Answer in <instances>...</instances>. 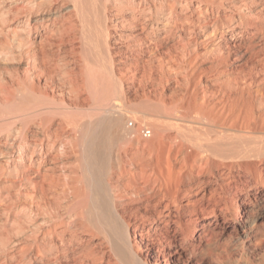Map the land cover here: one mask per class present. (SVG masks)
<instances>
[{"label": "bare ground", "instance_id": "obj_1", "mask_svg": "<svg viewBox=\"0 0 264 264\" xmlns=\"http://www.w3.org/2000/svg\"><path fill=\"white\" fill-rule=\"evenodd\" d=\"M0 264H264V0H0Z\"/></svg>", "mask_w": 264, "mask_h": 264}, {"label": "rangeland", "instance_id": "obj_2", "mask_svg": "<svg viewBox=\"0 0 264 264\" xmlns=\"http://www.w3.org/2000/svg\"><path fill=\"white\" fill-rule=\"evenodd\" d=\"M130 96H131V94H130ZM139 97H140V94H137V93H134V92L132 93V99H138ZM146 120H148V119L146 118ZM232 248H234V247H232ZM238 250H239L238 248L232 249L233 254H238Z\"/></svg>", "mask_w": 264, "mask_h": 264}, {"label": "built area", "instance_id": "obj_3", "mask_svg": "<svg viewBox=\"0 0 264 264\" xmlns=\"http://www.w3.org/2000/svg\"><path fill=\"white\" fill-rule=\"evenodd\" d=\"M148 134H150L149 130H145L144 135H148Z\"/></svg>", "mask_w": 264, "mask_h": 264}]
</instances>
